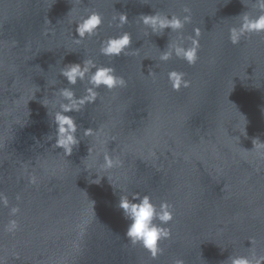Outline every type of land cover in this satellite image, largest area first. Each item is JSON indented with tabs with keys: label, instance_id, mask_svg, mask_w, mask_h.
I'll return each mask as SVG.
<instances>
[{
	"label": "water",
	"instance_id": "1",
	"mask_svg": "<svg viewBox=\"0 0 264 264\" xmlns=\"http://www.w3.org/2000/svg\"><path fill=\"white\" fill-rule=\"evenodd\" d=\"M185 7L192 19L179 33L152 34L139 22L154 12L182 16ZM88 11L103 21L77 44L75 21ZM245 11L256 14L254 0H0L2 264H227L264 255V33L229 41ZM118 13L127 15L123 27ZM194 27L195 64L159 59L168 43L190 46ZM123 31L132 38L125 53L102 54L101 41ZM89 58L126 85L101 86L95 102L66 113L80 142L65 156L51 117L58 89L82 96L88 85H69L60 69ZM172 70L190 86L173 90ZM105 152L121 164L102 170ZM134 192L172 205L162 225L171 237L155 259L125 236L130 221L117 204ZM10 219L15 232L5 230Z\"/></svg>",
	"mask_w": 264,
	"mask_h": 264
},
{
	"label": "clouds",
	"instance_id": "2",
	"mask_svg": "<svg viewBox=\"0 0 264 264\" xmlns=\"http://www.w3.org/2000/svg\"><path fill=\"white\" fill-rule=\"evenodd\" d=\"M256 14L250 15L243 12L239 15V26H233L229 29V41L232 44H238L241 38L246 34L264 33V0H254ZM184 15L154 12L153 14L139 15V22L151 30L152 34L160 35L164 30L170 29L173 32H180L185 24L191 23V10L187 7L183 9ZM113 20L118 21L117 27H123L128 23L126 13H118L113 16ZM103 18L96 11H88L86 15L75 21V32L78 38L75 43H82L84 38L96 34L97 29L102 24ZM199 27L193 28V35L188 39L190 46H185L183 41L171 44L161 51L159 59L161 61L169 60L173 55L185 60L188 64H195L198 59L199 49ZM132 42L131 35L127 31L121 32L117 36H109L101 41L100 51L106 56L118 57L130 46ZM60 74L66 78L69 85H76L80 82H87L84 95L77 96L71 87H62L58 89L59 96L62 98L58 109L52 113L51 117L55 124V147L63 150L65 156H70L73 148L80 142L77 136L78 125L73 116L67 115L69 112H79L86 105L95 102L98 96L97 89L101 86L111 90L115 87H123L126 81L123 77L115 75V70L111 66L97 65L92 59L83 60L81 63H68L60 69ZM168 79L173 90L179 91L181 87H189L190 81L184 79V73L172 70L168 73ZM45 105V104H43ZM47 107V105H45ZM85 136L94 135L92 128L84 129ZM50 137L49 139H51ZM264 148V142L260 145ZM121 164L118 158H113L107 152L103 155L102 170H109ZM35 183V178H32ZM19 197H17L18 199ZM0 205L8 206V198L0 193ZM117 207L122 210L123 216L130 221L127 224L125 236L133 244H140L146 249L150 256L155 259L162 254L163 249L159 247V241L169 239L171 230L163 227L173 219L172 205L167 201H161L159 206L152 203L148 195H141L134 192L131 197L128 195H119ZM19 211L18 207H11L10 214L15 216ZM156 221H159L157 223ZM18 229V223L15 219H10L5 225V230L15 232ZM251 242V241H250ZM227 264H264V255H232L228 256ZM2 264V262H0ZM174 264H184L183 259L178 258Z\"/></svg>",
	"mask_w": 264,
	"mask_h": 264
}]
</instances>
